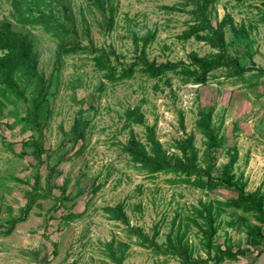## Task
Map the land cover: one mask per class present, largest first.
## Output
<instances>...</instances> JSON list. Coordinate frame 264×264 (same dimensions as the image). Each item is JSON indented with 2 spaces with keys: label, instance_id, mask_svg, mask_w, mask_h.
<instances>
[{
  "label": "rangeland",
  "instance_id": "rangeland-1",
  "mask_svg": "<svg viewBox=\"0 0 264 264\" xmlns=\"http://www.w3.org/2000/svg\"><path fill=\"white\" fill-rule=\"evenodd\" d=\"M115 1L118 4L115 24L107 30L102 15L88 4V0H64L76 18L80 39L93 46L85 51L60 53L58 41L52 35L40 27L27 28L36 38L39 68L51 82L48 105L52 114L46 129V146L54 151L50 165L58 160L57 151L69 148L66 142L72 135L71 127L79 111H83L84 118L92 117L86 129L84 153L59 163L50 177L51 187L57 194L60 193L59 186L66 180L69 182L66 194L73 198L67 204L77 202L75 211H82L88 205L87 213L81 218L65 221L61 218V209L47 222L46 211L54 200H42V205L33 209L27 221L19 224L11 235L0 237V264H116L107 256L105 243L110 240H115V247L121 243L129 245L123 264H179L175 257H159L138 245L135 237L124 232L125 225L109 219L101 208L124 202L132 224L143 226L149 233L156 224L160 225L158 241L164 243L173 220L177 217V221L182 222L200 199L226 200L236 195L224 188L203 190L184 184L173 185L166 181L168 175L152 178L136 170L121 151L119 142H125L131 131L145 140L146 131L144 126L126 121L124 111L127 107L140 105L147 124L156 126L158 138L172 152L176 139L195 130L198 111L217 103L215 121L218 124L222 118L224 120L225 146L236 144L240 153L236 173L244 172L248 190L261 186L264 191L263 86L251 89L240 82L234 83L223 68L214 71L215 77L204 85L185 83L173 73L155 79L137 73L122 81H108L104 71L95 65L93 49L106 50L113 64H128L139 54L143 44L141 39L137 47L135 35L140 38L148 30L157 32L146 49L150 60L189 62L191 52L200 56L216 52L206 42L179 37L190 22L189 10L169 11L163 7L178 5L179 0ZM260 5V0H216L212 18L220 20L229 13L236 23H252L254 60L258 65H264V23L255 21ZM11 12L8 2L0 0V21L9 19L19 27ZM230 35L227 29L228 39ZM229 50L231 54L236 51L245 54L240 45L230 46ZM168 76L171 84L166 83ZM101 81L105 82L102 90L99 87ZM88 103L95 104L98 112L83 109ZM181 111L185 114V129L180 124ZM18 113L25 114V105L21 102L9 104L5 109V122L13 123ZM29 134L30 131L23 132L22 124L16 121L13 127H0V221L3 224H8L12 215H18V208L26 203L30 186L20 179L32 175L29 163L34 160L31 156L22 159L10 148L21 151V141ZM195 144L202 154L204 144L199 132H196ZM225 150L223 148L220 153L215 175L229 160ZM47 163L41 168L43 184L48 179ZM98 184L101 187L94 190ZM234 218L239 226L229 227L226 222ZM219 220L224 223L216 237L218 242L223 243L226 235L231 234L235 242L246 246L243 224L254 223L253 217L227 210L221 213ZM181 226L183 230L184 224ZM178 228L177 225L175 229ZM196 231L197 228L189 232L188 239L195 255L205 256ZM43 232L48 236L45 237ZM55 242L57 254L52 245Z\"/></svg>",
  "mask_w": 264,
  "mask_h": 264
},
{
  "label": "trees",
  "instance_id": "trees-1",
  "mask_svg": "<svg viewBox=\"0 0 264 264\" xmlns=\"http://www.w3.org/2000/svg\"><path fill=\"white\" fill-rule=\"evenodd\" d=\"M11 7L19 27L9 19L0 21V127L5 125L13 127L14 122L22 124V131L30 134L22 139V150L16 152L10 150L20 158L31 156L30 162L32 175L20 179L30 186L26 192V203L18 208V215H12L8 224L0 221V237L11 235L17 226L28 220L35 207L42 205V200H54V204L47 209V222L55 217V213L63 209L61 218L65 221H73L83 217L87 213V205L82 211H75L77 202L68 205L67 201L73 197L66 194L69 182L66 180L59 186L60 193L54 192L51 187V179L56 172V166L65 159L81 156L86 149V129L92 122V117L84 118L83 111H79L72 127V135L67 139L69 148L65 151H57L58 160L54 165L49 164L54 151L46 146V129L48 120L52 114L49 107V94L51 82L39 68V58L36 51V38L27 28H42L58 41L60 53H77L91 49L92 44H85L80 39L78 24L70 8L64 0H6ZM259 13L255 21L264 23V0H260ZM216 0H179L178 5L163 6L169 11H181L188 9L191 14L187 28L179 35L182 40L194 38L209 44L216 52L209 56H200L197 52H191L189 62L170 60L157 62L147 57V46L155 39L156 30H148L146 35L134 39L139 48V40L143 44L140 52L128 64H113L106 50L93 49L94 61L99 70L104 71V78L110 82H118L131 78L137 73L148 78H162L168 73L181 77L183 82L194 84H207L211 77H215L214 71L223 68L227 77L234 83L240 82L248 88L263 86L264 94V65H258L254 60L253 40L251 30L253 24L244 22L236 23L234 17L227 13L222 19L212 18V10ZM88 4L94 7L102 15L107 30H111L115 24L117 5L115 0H88ZM227 29L230 38H227ZM240 45L244 47V55L231 54L229 47ZM114 52V50H111ZM166 83L171 84L170 77ZM100 89L105 88V82H100ZM21 102L25 105V114L18 113L13 123L5 122V109L9 104ZM86 103V102H85ZM83 109H92L95 113L98 108L93 103H88ZM217 103H211L206 108L198 111L195 130L182 138L175 140L170 152L158 138L155 125L146 122L145 113L140 105L127 107L124 117L131 125L145 127V140L131 131L125 142H119L121 151L129 157L131 165L140 172L155 178L160 174L168 175L166 181L173 185L184 184L203 190H215L224 188L235 192L230 199H200L198 204L192 205L182 222L173 220V227L167 235V241L160 243L158 237L161 234L159 224H156L152 233H149L141 225L132 224L126 211L124 202L107 205L101 209L109 216V219L120 221L125 226L124 232L135 237L138 245L151 250L160 256H171L178 259L179 264H226L228 261L238 260L240 255L256 250V258L264 249V191L261 186L255 190H248V180L244 172L237 174L235 165L240 153L237 145L225 146L226 135L222 133L223 118L217 124L215 115ZM180 124L185 125V114H179ZM236 129L238 127L236 126ZM196 132L203 137L204 150L200 154L196 146ZM223 148L229 156L219 174H214L218 165V159ZM47 163L48 179L43 184L41 168ZM100 184L94 188L98 190ZM231 210L241 215H249L255 222L243 224L246 233V246H240L235 242L231 234H227L223 243L216 237L224 222L219 220L222 212ZM179 216V213H178ZM184 224L183 230L181 225ZM229 227H238L237 219L226 222ZM178 225V229L175 227ZM202 244L205 256L195 255V249L191 245L188 235L193 229ZM45 237L48 234L42 233ZM54 253H58L57 242L52 244ZM107 256L116 264H123L126 259L129 245L121 243L115 247V240L105 243ZM258 246L260 248L258 249ZM156 255V256H157ZM166 261V260H165ZM48 262H50L48 260Z\"/></svg>",
  "mask_w": 264,
  "mask_h": 264
},
{
  "label": "crops",
  "instance_id": "crops-1",
  "mask_svg": "<svg viewBox=\"0 0 264 264\" xmlns=\"http://www.w3.org/2000/svg\"><path fill=\"white\" fill-rule=\"evenodd\" d=\"M259 248L260 246H258V249ZM256 254H257V249L249 251L244 255H240L238 260L228 261L226 262V264H255L257 260Z\"/></svg>",
  "mask_w": 264,
  "mask_h": 264
},
{
  "label": "water",
  "instance_id": "water-1",
  "mask_svg": "<svg viewBox=\"0 0 264 264\" xmlns=\"http://www.w3.org/2000/svg\"><path fill=\"white\" fill-rule=\"evenodd\" d=\"M255 264H264V249L259 254Z\"/></svg>",
  "mask_w": 264,
  "mask_h": 264
}]
</instances>
